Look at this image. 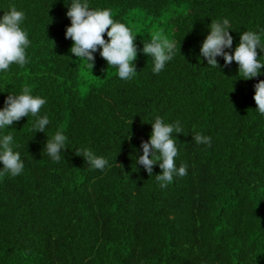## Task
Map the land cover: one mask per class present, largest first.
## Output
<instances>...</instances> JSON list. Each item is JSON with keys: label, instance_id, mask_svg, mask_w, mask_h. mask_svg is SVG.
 Segmentation results:
<instances>
[{"label": "trees", "instance_id": "trees-1", "mask_svg": "<svg viewBox=\"0 0 264 264\" xmlns=\"http://www.w3.org/2000/svg\"><path fill=\"white\" fill-rule=\"evenodd\" d=\"M89 5L111 9L137 36L134 79H119L99 51L93 69L70 52V0H0V17L12 6L25 12L31 41L29 62L0 74V108L31 86L51 119L46 133L31 130V116L10 126L25 169L0 177V264H264V115L254 100L264 74L245 80L237 62L218 57L215 68L199 55L212 21L229 19L233 54L244 31H264V0ZM143 17L176 42L159 74L142 52L155 34L138 33ZM156 116L184 129L175 162L188 172L167 187L155 178L159 163L152 176L136 164ZM58 129L69 143L54 162L44 148ZM196 132L211 146L197 145ZM81 147L110 166L91 168L76 155Z\"/></svg>", "mask_w": 264, "mask_h": 264}, {"label": "clouds", "instance_id": "clouds-1", "mask_svg": "<svg viewBox=\"0 0 264 264\" xmlns=\"http://www.w3.org/2000/svg\"><path fill=\"white\" fill-rule=\"evenodd\" d=\"M71 25L67 27L65 36L73 41L70 52L83 61L85 66L93 69L95 53L104 58L108 66L117 69L118 78L129 81L136 77L135 61L138 55L135 43L136 35L124 23L114 19L111 9H92L89 0H70L67 11ZM26 14L12 6L0 17V74H7L13 64L23 67L29 62L27 49L31 44L27 31L22 27ZM210 32L200 47V57L207 60V65L219 68L217 58L222 57L226 65L233 61L239 65V75L245 80L258 77L264 73V61L258 58L259 49L264 52V31H244L240 43L232 51L233 36L230 34V21L227 18L212 21ZM109 38L106 40L104 34ZM176 42L162 32L155 33L151 39L143 43V54L153 62V74L161 73L166 65L176 56ZM199 59V57H197ZM76 59V60H77ZM254 100L258 112L264 115V80L255 84ZM47 103V98L33 95L31 86H24L19 94L6 97L4 107L0 108V177L10 174L19 176L25 169L21 153L15 149L19 143L15 140L13 131L9 130L14 122L23 117H34L32 131L46 133L51 119L48 114L41 115V109ZM152 124L149 140L142 141L140 149L143 155H137L136 164L142 165L149 176H152L154 166L159 163L162 173L155 175L161 187L170 185L174 177L187 175L188 166L177 167L175 158L179 154L175 134L184 132L180 121L166 122L161 116H156ZM8 130V131H6ZM194 142L211 146V137L196 132ZM69 137L63 129H58L47 139L44 150L54 162H60L63 152L68 149ZM76 155L84 157L87 164L98 170L110 166L104 156H98L91 147H81L75 150Z\"/></svg>", "mask_w": 264, "mask_h": 264}, {"label": "rangeland", "instance_id": "rangeland-1", "mask_svg": "<svg viewBox=\"0 0 264 264\" xmlns=\"http://www.w3.org/2000/svg\"><path fill=\"white\" fill-rule=\"evenodd\" d=\"M135 24L138 25L137 26L138 33H141L142 31H147V30H149L151 33H157L160 31V30L156 29L157 25H153L152 22L145 17H143L140 22L135 23Z\"/></svg>", "mask_w": 264, "mask_h": 264}]
</instances>
